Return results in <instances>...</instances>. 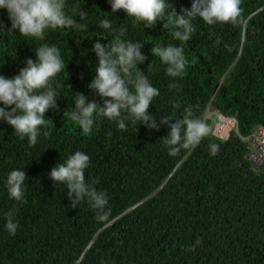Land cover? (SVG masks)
I'll use <instances>...</instances> for the list:
<instances>
[{"label":"trees","instance_id":"16d2710c","mask_svg":"<svg viewBox=\"0 0 264 264\" xmlns=\"http://www.w3.org/2000/svg\"><path fill=\"white\" fill-rule=\"evenodd\" d=\"M168 2L182 14L193 0ZM241 8L245 26L208 25L197 17L196 31L184 43L161 21L147 28L120 13L109 20L111 29L84 30L89 38L73 29L46 32L45 44H57L68 63L52 81L63 99L57 109L70 112L66 107L75 108L79 93L92 101L88 79L98 64L83 70L82 58L92 54L97 40L104 45L140 40L151 57L138 69L160 92L149 108L158 124L161 116L180 119L191 110L208 125L216 119L213 114L234 118L237 130L224 140L210 130L197 147L170 155L162 142L170 132L167 125L157 131L128 120L121 130L116 121L101 117L86 135L70 115L58 111L41 128L38 144L16 149L8 159L42 186H29L25 203L11 204L18 224L14 236L5 226L9 204H0V264H264V170L253 168L244 140L264 128V0H242ZM66 14L74 17L67 7ZM26 42L32 46L38 40L0 44V75H17L11 69L19 65ZM171 43L183 47L189 62L185 75L175 79L151 52ZM170 83L179 87L170 89ZM210 144L219 145L216 155ZM73 148L90 157L86 182L108 194L111 213L105 222L97 221L87 199L73 208L66 186L50 178L58 164L48 163Z\"/></svg>","mask_w":264,"mask_h":264},{"label":"clouds","instance_id":"9594fccd","mask_svg":"<svg viewBox=\"0 0 264 264\" xmlns=\"http://www.w3.org/2000/svg\"><path fill=\"white\" fill-rule=\"evenodd\" d=\"M241 3L242 0H193L191 9H182L181 14L168 0H0V44L16 39L38 40L32 46L26 42L27 47L19 65L11 69V72L17 74L14 78L0 75V120H3L5 136L0 139V147L29 149L35 146L43 134L41 128L49 125L45 117L57 115L58 111L70 115L69 118L86 135L92 133L101 117L116 121L121 130H126L128 120L134 124L143 123L157 131L167 125L170 132L162 142L170 155L197 147L210 134V130L218 139H226L228 134L223 131L220 122L215 119L212 131L211 121L208 125L203 119L194 118L191 110H185L180 119L161 116L157 123L149 108L160 92L149 82L145 73L138 69V64L148 59L142 53V44L139 42L120 39L104 45L97 40L91 48L92 54H88L98 57L96 75L92 73L88 79L92 101L88 102V97L79 93L74 101L75 108L72 105L66 107L70 112L57 109V102L62 104L63 99L52 81L68 67V63L60 47L57 44H45L44 38L48 30L58 28H64L63 31L73 29L76 35L89 38L84 30L95 27L111 29L109 20L112 21L120 13L134 17L147 28H154L161 21L163 28L172 29L169 33L173 38L184 43L196 31L192 21L197 17L208 25L230 23L233 26H245L248 21L242 14ZM66 7L74 17L66 14ZM84 10L87 11L84 13ZM124 31L120 29L121 35ZM219 43L220 40H217ZM152 53L167 66L166 74L169 77L175 79L185 75L189 62L183 47L172 43L168 46L157 45L152 48ZM192 63L195 64L196 60ZM151 67L152 63L149 70ZM82 68L88 70L83 62ZM178 87L176 83L169 84L170 89ZM44 135L48 133L44 132ZM209 148L212 155L219 151L218 144H210ZM69 152L65 157L60 159L57 156L48 163L58 164L51 170L50 178L55 185L66 186L73 208L87 199L96 212L97 221H107L111 213L107 192L98 191L86 182L85 170L90 166V157L76 148ZM25 170L8 160L1 164L0 180L3 187L0 190V204H16L15 200L23 204L25 190L29 186H42L37 178H27ZM6 217L5 226L14 236L18 224L14 222L12 212L7 213Z\"/></svg>","mask_w":264,"mask_h":264},{"label":"rangeland","instance_id":"374dc122","mask_svg":"<svg viewBox=\"0 0 264 264\" xmlns=\"http://www.w3.org/2000/svg\"><path fill=\"white\" fill-rule=\"evenodd\" d=\"M70 1H77V0H70ZM50 117H49V115H47L46 117H45V119L48 121V119H49ZM2 121L3 120H0V139L2 138V137H5L4 136V128H3V126H2ZM230 121V124L232 125V126H234L235 125V123H234V121L232 120V119H230L229 120ZM49 124L51 123V121H49L48 122ZM211 123L213 124V127H212V131L214 130V126H215V123H216V120L215 119H212L211 120ZM225 130V132H226V134H229L230 133V131H231V127L229 126V128L228 127H225V128H223V131ZM257 136V135H256ZM256 136H251V134H249L247 137H245L244 138V140H245V142H246V146H247V149H248V153H247V159L250 161V163L252 164V166H253V168L254 169H263L264 170V162L263 161H255V160H252L250 157H249V153H250V151H251V149H250V142H251V144H254V145H256L257 144V139H256ZM54 138H57L58 136L57 135H54L53 136ZM14 153V154H16L17 153V150L16 149H13V148H1L0 147V171H1V164L4 162V161H6V160H8L9 158H10V154L11 153ZM138 204V202L137 203H135L134 204V206L135 205H137Z\"/></svg>","mask_w":264,"mask_h":264},{"label":"bare ground","instance_id":"6f19581e","mask_svg":"<svg viewBox=\"0 0 264 264\" xmlns=\"http://www.w3.org/2000/svg\"><path fill=\"white\" fill-rule=\"evenodd\" d=\"M138 42H139V43H142V41H140V40H139ZM144 44H145V43H144ZM152 48H153V47H152ZM141 51H142L143 54L145 53L144 55H146L147 58L151 57L150 53H148V52L144 49L143 46H142V48H141ZM151 52H152V49H151ZM146 61H148V59H147ZM82 62L84 63V65H86V66H88V67H94L95 65L98 64V57H97V55H95V56H94V55H92V56H84V58H82ZM148 62H149V61H148ZM140 67L142 68V64H140ZM206 114H208V110H206ZM213 115H215L216 120H217L218 122H220V126H221V128H225V127H228V128H229V126H230L232 131H236V130H237V123H236V120H235L234 118H227V117H225V116H223V115H220V114H213ZM209 116H211V114H209ZM230 119H232V120L234 121V123H235L234 126H232V125L230 124V121H229ZM260 128H263V127H259V128H257L251 136H255V135H257V133H258V131H259ZM263 129H264V128H263ZM10 206H11V204H9V206H8V208H7V213H9ZM0 225H1V224H0Z\"/></svg>","mask_w":264,"mask_h":264},{"label":"built area","instance_id":"2783aa9c","mask_svg":"<svg viewBox=\"0 0 264 264\" xmlns=\"http://www.w3.org/2000/svg\"><path fill=\"white\" fill-rule=\"evenodd\" d=\"M256 139H257L256 145L251 144V142H250L251 151L249 153V157L252 160H255V161L260 160V161L264 162V129L263 128L259 129L257 136H256Z\"/></svg>","mask_w":264,"mask_h":264}]
</instances>
